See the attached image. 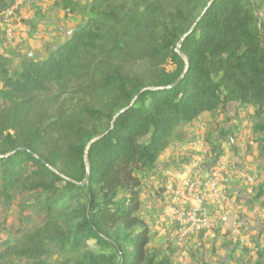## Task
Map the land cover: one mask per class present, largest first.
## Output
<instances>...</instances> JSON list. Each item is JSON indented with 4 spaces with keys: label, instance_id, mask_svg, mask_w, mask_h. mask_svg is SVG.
I'll return each mask as SVG.
<instances>
[{
    "label": "trees",
    "instance_id": "1",
    "mask_svg": "<svg viewBox=\"0 0 264 264\" xmlns=\"http://www.w3.org/2000/svg\"><path fill=\"white\" fill-rule=\"evenodd\" d=\"M18 1L0 0V12ZM262 11L264 0H91L45 58L24 55L15 69L0 54V234L18 239L0 246V264H50L67 251L72 264H175L190 253L178 236L151 248L143 177L202 116L229 106L250 112L264 158ZM221 149L210 148L214 159ZM16 195L33 200L35 234L9 225Z\"/></svg>",
    "mask_w": 264,
    "mask_h": 264
},
{
    "label": "rangeland",
    "instance_id": "2",
    "mask_svg": "<svg viewBox=\"0 0 264 264\" xmlns=\"http://www.w3.org/2000/svg\"><path fill=\"white\" fill-rule=\"evenodd\" d=\"M65 1L71 3L67 10L61 5ZM18 2V9L11 16L0 18V54L11 55L15 61V69L18 68V63L24 55H31L41 60L52 48L68 38L88 18L91 0H20ZM261 15L264 16V11ZM76 97L74 103L76 101L81 106L96 101L93 93L82 96L80 100H76ZM70 98L71 96L65 98L68 106L72 104ZM236 111L238 114H235ZM249 115L250 112H238L235 106H229L227 111L216 117L209 114L202 116L189 127V139L182 145L169 149L161 158L160 172L155 175L146 174L143 177L142 200L154 233L151 248L161 251H165L170 240L175 237L173 226L164 213L168 202V194L163 182L164 172L180 169L183 166L193 167L198 161L199 168L204 170L208 158L213 159L211 156L202 158L200 150L206 146L213 148L215 143H220L223 153L241 154L237 166L241 167L245 164L249 170L244 174L255 177V184L245 187L239 175L231 177L230 200L238 207L240 213L228 222L229 233L220 230L218 238L205 245H200L196 240L184 243L183 249L186 247L185 249L192 251L187 253L183 250L184 257L180 256L175 264H264V195L260 199L257 198L261 185H264V158L256 154L258 153L256 140L261 139V136L254 133V123L246 120ZM223 135H226V139L222 137ZM220 137L223 138L222 141L219 140ZM249 156L253 157V160L246 161V157ZM244 181L247 182L246 177ZM162 188H164L163 194ZM157 189L161 190L160 197ZM237 189L241 191L238 192ZM32 204V198L16 195L7 215L9 225L14 228L21 227L28 234H35L41 226L38 218L35 217ZM17 240L7 234H0V246L12 245ZM201 246L207 250L200 251ZM74 259V253L67 251L53 256L50 264H61L64 261L72 264Z\"/></svg>",
    "mask_w": 264,
    "mask_h": 264
},
{
    "label": "built area",
    "instance_id": "3",
    "mask_svg": "<svg viewBox=\"0 0 264 264\" xmlns=\"http://www.w3.org/2000/svg\"><path fill=\"white\" fill-rule=\"evenodd\" d=\"M18 5L19 2L11 9L0 12V18L11 16ZM200 153L202 158L211 156L213 159L208 158L204 170L199 168L198 161L193 167L183 166L163 173L164 187L168 194L164 213L182 247L188 240L198 242L200 237L206 244L216 240L218 230L224 229L231 217L236 218L238 215L231 214L230 183L233 175L244 173L234 170L224 155L214 159L209 146L202 148ZM246 178L250 183L253 182L252 178Z\"/></svg>",
    "mask_w": 264,
    "mask_h": 264
},
{
    "label": "crops",
    "instance_id": "4",
    "mask_svg": "<svg viewBox=\"0 0 264 264\" xmlns=\"http://www.w3.org/2000/svg\"><path fill=\"white\" fill-rule=\"evenodd\" d=\"M257 154V153H256ZM223 155H224V157L227 159V161H229L230 160V162L232 163L231 164V166H232V168L234 169V170H236V171H241V172H245V173H247L248 172V167L247 166H245V164H244V166H243V169L242 168H240L239 169V166H237L239 163H240V156H242L241 154H237V156L235 157L234 156V154H232V153H226V152H224L223 153ZM258 157V156H257ZM243 159H244V157H242ZM247 159H249V160H253V157H246V161H247ZM239 161V162H238ZM243 161V160H242ZM229 162V163H230ZM236 162V163H235ZM238 171V172H239ZM240 176V178H241V183L243 184V187H245V186H247V185H250V184H252V185H254L255 184V177H253V176H250V177H252V179H253V182L252 183H250L248 180H247V182L246 181H244L245 180V177H246V175L245 174H243V175H239ZM234 177H235V175H234ZM243 178V179H242ZM231 188V187H230ZM237 191L238 192H240L241 191V189H237ZM239 209H238V207L233 203V201H232V203H231V214H233V213H236V214H239L240 213V211H238ZM230 220H232V217H231V219ZM233 226H235L234 224H233ZM229 227H230V225H225V228L224 229H222V231H226V232H228L229 233V231H228V229H229ZM233 230V229H232Z\"/></svg>",
    "mask_w": 264,
    "mask_h": 264
},
{
    "label": "water",
    "instance_id": "5",
    "mask_svg": "<svg viewBox=\"0 0 264 264\" xmlns=\"http://www.w3.org/2000/svg\"><path fill=\"white\" fill-rule=\"evenodd\" d=\"M179 50H177V52H178ZM119 115V114H118ZM118 115H116V117L118 116Z\"/></svg>",
    "mask_w": 264,
    "mask_h": 264
}]
</instances>
